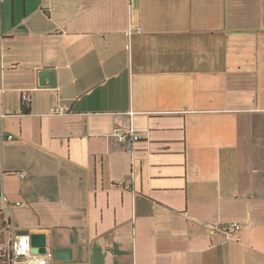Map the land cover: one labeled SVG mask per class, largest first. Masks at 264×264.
I'll list each match as a JSON object with an SVG mask.
<instances>
[{"label": "crops", "instance_id": "0c3cea01", "mask_svg": "<svg viewBox=\"0 0 264 264\" xmlns=\"http://www.w3.org/2000/svg\"><path fill=\"white\" fill-rule=\"evenodd\" d=\"M16 202L55 264H264V0H0Z\"/></svg>", "mask_w": 264, "mask_h": 264}, {"label": "built area", "instance_id": "2783aa9c", "mask_svg": "<svg viewBox=\"0 0 264 264\" xmlns=\"http://www.w3.org/2000/svg\"><path fill=\"white\" fill-rule=\"evenodd\" d=\"M136 29V32H139ZM22 109H28L30 104L29 94L21 95ZM69 112L68 108L55 107L53 115H65ZM114 137L118 142H123L126 138H130L132 142L141 139L132 128L127 130L116 129ZM13 139L9 135L6 140ZM18 177L23 178L24 173H18ZM27 208L28 204L16 202L13 204L5 203L4 207L0 208V264H55L52 251H40L31 244V233H19V224L17 221H7V214H11L15 208ZM241 226L238 223H227L221 227V232L229 239L240 231ZM34 233V232H33Z\"/></svg>", "mask_w": 264, "mask_h": 264}, {"label": "water", "instance_id": "95a60500", "mask_svg": "<svg viewBox=\"0 0 264 264\" xmlns=\"http://www.w3.org/2000/svg\"><path fill=\"white\" fill-rule=\"evenodd\" d=\"M31 244L33 247H38L42 248L40 251H44V247L46 244V240L44 236L39 235V234H33L31 236ZM54 257L56 261H66L70 260V250L69 249H64V248H59L54 250Z\"/></svg>", "mask_w": 264, "mask_h": 264}]
</instances>
